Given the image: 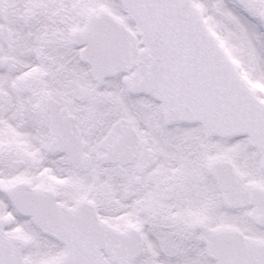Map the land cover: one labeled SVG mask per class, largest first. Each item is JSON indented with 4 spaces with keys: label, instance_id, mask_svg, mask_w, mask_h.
<instances>
[{
    "label": "snow or ice",
    "instance_id": "1",
    "mask_svg": "<svg viewBox=\"0 0 264 264\" xmlns=\"http://www.w3.org/2000/svg\"><path fill=\"white\" fill-rule=\"evenodd\" d=\"M0 264H264V0H0Z\"/></svg>",
    "mask_w": 264,
    "mask_h": 264
}]
</instances>
